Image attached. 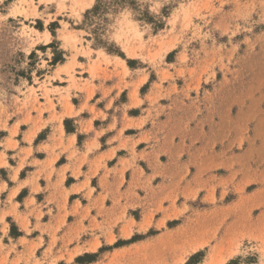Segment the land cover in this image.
Wrapping results in <instances>:
<instances>
[{
  "label": "rangeland",
  "instance_id": "1",
  "mask_svg": "<svg viewBox=\"0 0 264 264\" xmlns=\"http://www.w3.org/2000/svg\"><path fill=\"white\" fill-rule=\"evenodd\" d=\"M0 264H264V0H0Z\"/></svg>",
  "mask_w": 264,
  "mask_h": 264
},
{
  "label": "bare ground",
  "instance_id": "2",
  "mask_svg": "<svg viewBox=\"0 0 264 264\" xmlns=\"http://www.w3.org/2000/svg\"><path fill=\"white\" fill-rule=\"evenodd\" d=\"M67 66H68V64H66ZM63 67H65V66H63Z\"/></svg>",
  "mask_w": 264,
  "mask_h": 264
}]
</instances>
